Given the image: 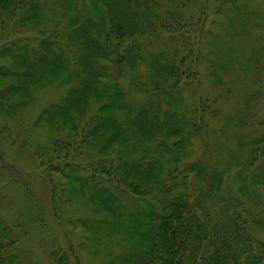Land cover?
<instances>
[{
	"label": "rangeland",
	"instance_id": "1",
	"mask_svg": "<svg viewBox=\"0 0 264 264\" xmlns=\"http://www.w3.org/2000/svg\"><path fill=\"white\" fill-rule=\"evenodd\" d=\"M35 1L0 6V69L27 71L23 78L0 75V264H133L139 233L118 227L103 199L79 188L84 182L115 185L112 169L124 173L129 153L143 149V130L133 118L145 105L153 112L160 105L163 131H169L165 110L178 112L184 129L178 136L161 131L151 141L184 142L178 153H148L159 162L161 179L174 180V193L202 220L238 213L251 241L264 247V0H156L158 16L147 34L156 35L141 54L172 56L178 84L161 85L174 96L170 102L156 93L154 71L145 63L109 71L103 82L111 86L103 95L71 91L87 76L74 53L68 71L20 67L4 50L42 49L39 41L47 40L66 53L75 35V15L64 0H37L40 10ZM116 98L113 109L102 107ZM107 115L134 134L105 148V136L118 131L114 123L99 129ZM252 144L250 156L245 148ZM125 145L132 148L126 152ZM193 163L205 165L209 176L202 170L185 178ZM213 174L221 175L217 184L208 181ZM156 193L145 201L156 205Z\"/></svg>",
	"mask_w": 264,
	"mask_h": 264
},
{
	"label": "trees",
	"instance_id": "2",
	"mask_svg": "<svg viewBox=\"0 0 264 264\" xmlns=\"http://www.w3.org/2000/svg\"><path fill=\"white\" fill-rule=\"evenodd\" d=\"M6 1L8 0H0V6ZM14 1L15 5L22 6L26 0ZM64 1L75 15L72 23L75 35L66 53L58 51L59 48L57 51L53 50L47 40L39 41L42 49L28 51L18 49L15 52L10 47L4 52L16 60L22 68L27 67L28 64L33 69L50 70V74L60 73V70L68 71L71 62L69 53H74L73 56L78 59L81 68L87 70L85 71L87 76L79 85L75 81L78 86L71 91L77 93L91 91L96 95H103L107 90L106 86H111L103 82L105 78L111 76L109 71L118 73L126 72V69L133 71L137 69L138 63H145L154 71L152 80L156 93L170 102L169 97L174 96L162 90L161 85L178 84L175 79L179 68L173 63L172 56L148 51L147 55L141 54L145 49H149L148 44L156 35L154 33L147 35L154 26L153 18L158 16L159 5L156 0ZM40 6L36 0L33 8L40 10ZM79 41L81 43H78ZM40 63H47L49 67L40 68ZM9 73L11 77L23 78L26 77L27 71L20 73L0 69V75L8 76ZM8 90L15 93L17 88L9 87ZM120 93L117 90L118 97ZM119 100L121 101L122 98ZM115 103L120 104L118 98L102 107L110 105L113 109L114 105H117ZM127 105L123 103L119 106L123 108ZM151 108V105L141 106L139 117L133 118L143 130L141 131L144 137L140 142L144 144L143 149L140 152L133 149L129 153L130 160L123 163L124 173L116 175L118 168L112 169L114 176L111 179L115 185L109 183L101 188L98 184L84 182L79 188L80 192L90 191L89 193L97 194L105 205L109 206L108 209L113 211L118 227L134 229L135 233H139V251L133 264H264V247L260 244L255 245L251 241L247 232V222L242 220L238 213L230 211L228 213L230 216L226 215L223 219L202 220L199 215L191 212L190 204L181 195L174 193L176 190L174 180L166 182L168 179H161L162 168L157 166L159 164L157 159L149 158L148 153L151 150L155 153L160 150L178 153L184 142L176 141L170 147L166 136H164L165 140L157 144L151 141L158 140L161 131L163 134L172 133L178 136L184 129L178 112L165 110L164 125H167L169 131H163V127H159L160 118L157 113L160 112V105L155 112ZM133 109L134 104L130 105L128 110L131 113ZM151 114L153 115L150 116ZM107 123L116 124L118 131L112 132V135L104 131L107 135L101 145L105 148L120 135L130 137L134 134L129 125L123 127L122 123H117L112 115L100 119L99 129H104ZM254 146L255 144L245 146L248 155H252ZM130 148H132L130 145H125L124 151L128 152ZM95 169L108 171L110 168L97 164ZM202 170L204 176H209L205 165L193 163L185 170L184 177H188L190 172L197 173ZM151 171H155V175L152 180H148L145 174H150ZM220 177L219 174H213L208 181L217 184ZM153 191L157 192L154 195L157 198L156 205L144 199L153 195ZM137 195H141L140 200L136 198ZM125 200L130 202V206L124 203ZM125 215L131 217L128 223L127 219H124ZM1 248L0 253H2Z\"/></svg>",
	"mask_w": 264,
	"mask_h": 264
}]
</instances>
